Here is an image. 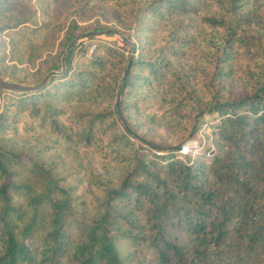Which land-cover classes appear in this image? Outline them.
<instances>
[{"label":"trees","instance_id":"trees-1","mask_svg":"<svg viewBox=\"0 0 264 264\" xmlns=\"http://www.w3.org/2000/svg\"><path fill=\"white\" fill-rule=\"evenodd\" d=\"M31 1L52 2L0 0V76L36 83L75 35L114 25L131 55L98 41L86 60L79 41L62 76L1 94L0 264H264V0H76L124 19L70 20L18 74L5 46L52 29L15 13ZM190 132L202 153L167 150Z\"/></svg>","mask_w":264,"mask_h":264},{"label":"rangeland","instance_id":"rangeland-1","mask_svg":"<svg viewBox=\"0 0 264 264\" xmlns=\"http://www.w3.org/2000/svg\"><path fill=\"white\" fill-rule=\"evenodd\" d=\"M15 5V13H18L19 17H28L32 14L33 9L35 10L34 18L38 24H42L43 21H50L52 29L48 31L46 34L39 38L37 48L32 52L27 44H21L18 46L6 45L5 46V59L4 64L8 67L9 70L13 68L17 71L18 74H33L37 69V65L44 60V57L48 54L56 56L60 51L62 44L64 43V34L67 30L68 24L70 20L76 22L80 27H91L95 21L99 23L110 26L113 23L112 16L119 19H124L123 15L115 12L112 14V10L107 8L104 10V15L98 14L96 6L90 8L86 14L82 17L78 16L76 13L77 8L79 7V3L76 0H52L49 5H35L34 1H31L30 5L27 3H16ZM70 14V16H68ZM119 15V16H118ZM115 22V21H114ZM29 24H26L28 26ZM114 25V24H113ZM117 27L116 31H119V27ZM111 30V29H106ZM86 32V31H85ZM84 32V33H85ZM88 32V31H87ZM106 35V34H105ZM97 36L91 37L81 40V45L79 46V50H84L83 57L86 60H92L94 57L95 43L100 42L104 44H109L114 48H117L123 51L125 56L131 55L126 46H124L120 42V38L116 34H110L108 36ZM3 41H8V37L4 34L1 35ZM1 44V42H0ZM94 46V50L92 54L89 56V49ZM13 49V50H12ZM78 50V49H77ZM61 56V55H60ZM8 78V77H4ZM9 79V78H8ZM10 80V79H9ZM240 89L236 88L234 90V95L239 94ZM2 94V93H1ZM0 103H1V95H0ZM205 120L208 121H216L212 116H205ZM192 137V132L186 135V139L183 142L176 143L171 148L167 149L170 153L174 154L178 158H181L184 155L195 156L199 153H202L203 150L198 146V140H201L203 143L205 142L204 132H199L194 138ZM143 147H146L142 145ZM174 147L180 148V150H174ZM149 153H152L156 156L165 155V153L156 150L155 148L149 149L146 147ZM211 152L206 153V156H210Z\"/></svg>","mask_w":264,"mask_h":264},{"label":"water","instance_id":"water-1","mask_svg":"<svg viewBox=\"0 0 264 264\" xmlns=\"http://www.w3.org/2000/svg\"><path fill=\"white\" fill-rule=\"evenodd\" d=\"M105 34H116L119 36L120 39L125 40L124 35L116 30H101V31H89V32H85V33H80L78 35H75L64 47L61 56H60V65L59 68L57 70H50L48 71L39 81H37L36 83L30 84V85H26V84H20L17 82H13L11 80H9L8 78H4L2 76H0V95L3 92L6 93H14V94H22V93H28V92H32L35 90L40 89L42 86H44L45 84H47L52 78L55 77H60L62 76L65 71H66V57L68 55V53L70 52V50L75 46V44L83 39L86 38H91V37H97V36H102ZM126 41V40H125ZM127 43H130L128 41H126ZM126 80V75L123 79V82ZM118 106H119V102H117L116 104V108L118 110ZM174 150H177L178 147H174Z\"/></svg>","mask_w":264,"mask_h":264},{"label":"built area","instance_id":"built-area-1","mask_svg":"<svg viewBox=\"0 0 264 264\" xmlns=\"http://www.w3.org/2000/svg\"><path fill=\"white\" fill-rule=\"evenodd\" d=\"M93 50H94V46H92V47L89 49V51H88V55H89V56L92 54Z\"/></svg>","mask_w":264,"mask_h":264}]
</instances>
